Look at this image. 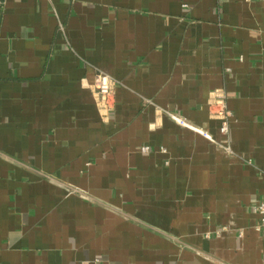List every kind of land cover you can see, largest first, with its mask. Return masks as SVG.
<instances>
[{
    "label": "crops",
    "instance_id": "crops-1",
    "mask_svg": "<svg viewBox=\"0 0 264 264\" xmlns=\"http://www.w3.org/2000/svg\"><path fill=\"white\" fill-rule=\"evenodd\" d=\"M261 200L264 0H0V264H264Z\"/></svg>",
    "mask_w": 264,
    "mask_h": 264
},
{
    "label": "built area",
    "instance_id": "built-area-1",
    "mask_svg": "<svg viewBox=\"0 0 264 264\" xmlns=\"http://www.w3.org/2000/svg\"><path fill=\"white\" fill-rule=\"evenodd\" d=\"M115 85H116L115 80H113L108 74L103 72H99L97 74L96 83H95V92L98 95L99 107L104 113L107 112L112 105V97L114 94ZM225 97L226 95L224 91L220 90L210 101V106H212L213 108L212 110L213 115L221 119V125L219 127V131L222 135H227L229 131L230 113L226 109ZM171 116L177 123L201 133L212 142L216 141L213 134L210 133L209 131H205L201 128H198L175 114H171ZM222 147L225 148L226 150H231L228 145H222ZM143 150L149 152L150 148L149 146H145L143 147ZM254 211L259 216V223L256 226V229L262 234V236H264V200L259 201L255 205ZM95 264H98V261H95Z\"/></svg>",
    "mask_w": 264,
    "mask_h": 264
}]
</instances>
